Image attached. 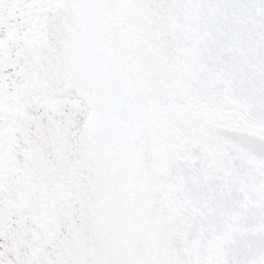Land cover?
Returning <instances> with one entry per match:
<instances>
[{
    "label": "snow or ice",
    "instance_id": "snow-or-ice-1",
    "mask_svg": "<svg viewBox=\"0 0 264 264\" xmlns=\"http://www.w3.org/2000/svg\"><path fill=\"white\" fill-rule=\"evenodd\" d=\"M0 264H264V0H0Z\"/></svg>",
    "mask_w": 264,
    "mask_h": 264
}]
</instances>
